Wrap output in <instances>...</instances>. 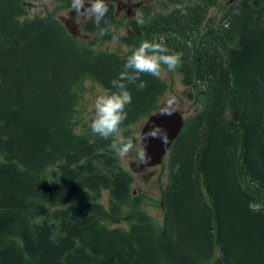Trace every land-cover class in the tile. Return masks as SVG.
<instances>
[{
	"label": "trees",
	"instance_id": "16d2710c",
	"mask_svg": "<svg viewBox=\"0 0 264 264\" xmlns=\"http://www.w3.org/2000/svg\"><path fill=\"white\" fill-rule=\"evenodd\" d=\"M25 1L0 0V264H264V0H232L213 24L220 0H175L148 24V40L182 54V84L201 98L170 147L163 227L123 212L131 176L110 140L71 129L82 79L113 90L132 52L95 53L50 15L22 19ZM106 19L81 29L109 38L110 4ZM141 79L121 125L160 109L165 84ZM121 219L127 228L109 226Z\"/></svg>",
	"mask_w": 264,
	"mask_h": 264
},
{
	"label": "rangeland",
	"instance_id": "374dc122",
	"mask_svg": "<svg viewBox=\"0 0 264 264\" xmlns=\"http://www.w3.org/2000/svg\"><path fill=\"white\" fill-rule=\"evenodd\" d=\"M182 1V0H181ZM72 0L62 2L59 0H27L23 3L25 14L23 18H33L50 15L64 24L73 32L78 40L95 53H114L126 54L133 52L139 44L148 40L149 22L154 16L164 15L173 7L180 4L175 0H106V3L113 6L116 14V23L110 27V37L101 35L103 28L97 32L84 31L81 29L82 22L89 17L78 15L70 9ZM232 3V0H220L214 6H211L207 12L205 20L210 24L215 23L223 11ZM181 6V5H180ZM141 14V15H140ZM143 16L144 31L141 30L140 38H136L132 32V22L139 26L138 19ZM126 33V35H121ZM182 76L179 69L170 71L166 66L162 67L159 79L165 84V89L160 97L157 106L161 105L169 96H175L177 102L175 108L182 112L183 117L187 119L193 115L201 105V98L197 94H192L189 98L190 90L182 84ZM104 88L89 77L82 79L77 88V102L74 114L71 119V129L79 136H85L94 140L101 138L93 133L90 128V122L95 118L94 105L98 95L104 94ZM144 116L132 124L121 125L120 128L126 137L134 138L137 147L141 146L140 132L146 120ZM117 137L108 138L111 145L109 149L117 159V164L131 176L130 198L127 205L122 207L125 214L131 213L136 209L142 210L158 226L164 225V208L162 205V193L168 184V153L164 156L163 162L152 167H141L137 160V153L134 150L126 157H120L116 148L113 147ZM54 167L46 170L43 182L51 183V172ZM98 202L103 204L106 209L110 207L111 197L108 190H102ZM41 207L43 204L40 203ZM49 210L53 207L51 204L44 205ZM129 222L121 219L119 222H110L111 227L127 228ZM217 256V252H216Z\"/></svg>",
	"mask_w": 264,
	"mask_h": 264
},
{
	"label": "clouds",
	"instance_id": "9594fccd",
	"mask_svg": "<svg viewBox=\"0 0 264 264\" xmlns=\"http://www.w3.org/2000/svg\"><path fill=\"white\" fill-rule=\"evenodd\" d=\"M70 9L76 14L92 18L96 26L101 23L107 24V15L109 5L106 0H72ZM139 25L144 24L143 18L138 19ZM107 29L101 32L105 35ZM126 35V33H121ZM182 54L172 51L164 37L153 38L142 41L139 46L126 57L123 69L117 78L110 81L113 90L106 91L98 95L95 99L94 114L95 118L90 122L91 131L101 138L107 140L111 136L117 139L113 147L117 149L120 157H126L134 150L137 153V160L145 162L150 159L146 152V146L143 142L149 138H159L163 144L168 142V133L159 125H153L147 132L140 137L142 144L137 147L134 138L126 137L120 126L128 118V106L132 103V93L129 85H134L137 90H144L146 82L141 79L142 75H151L159 77L163 66L170 71H174L181 66ZM177 99L175 96H169L160 108L161 115H172L175 111ZM179 168V165H177ZM259 211L260 206L256 205L252 209Z\"/></svg>",
	"mask_w": 264,
	"mask_h": 264
},
{
	"label": "water",
	"instance_id": "95a60500",
	"mask_svg": "<svg viewBox=\"0 0 264 264\" xmlns=\"http://www.w3.org/2000/svg\"><path fill=\"white\" fill-rule=\"evenodd\" d=\"M183 124V114L176 108L172 115H161L159 109L155 112H152L146 118L141 128L140 137L143 135V133L147 132L153 125H159L167 131L168 142L167 144H163L159 138H149L148 140L144 141L143 144L144 146H146V152L148 156H150V159L145 161L144 163H141L140 168L144 166H155L162 162L164 155L169 150L172 141L179 134Z\"/></svg>",
	"mask_w": 264,
	"mask_h": 264
}]
</instances>
